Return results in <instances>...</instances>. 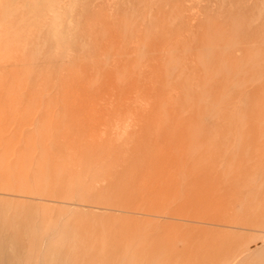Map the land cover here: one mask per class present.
I'll list each match as a JSON object with an SVG mask.
<instances>
[{
	"label": "rangeland",
	"instance_id": "rangeland-1",
	"mask_svg": "<svg viewBox=\"0 0 264 264\" xmlns=\"http://www.w3.org/2000/svg\"><path fill=\"white\" fill-rule=\"evenodd\" d=\"M249 58L264 0H0V264H264Z\"/></svg>",
	"mask_w": 264,
	"mask_h": 264
},
{
	"label": "bare ground",
	"instance_id": "bare-ground-1",
	"mask_svg": "<svg viewBox=\"0 0 264 264\" xmlns=\"http://www.w3.org/2000/svg\"><path fill=\"white\" fill-rule=\"evenodd\" d=\"M261 51L262 50H257L256 51V53L258 54V55H261ZM247 61H249V62H251L249 65H250V67L249 68H257V69H259V70H264V62H259V61H257L256 60V58H249ZM224 66V65H223ZM227 65H225V67H226ZM230 66V65H229ZM231 67H233L232 65H231ZM234 68H235V65H234ZM234 68H233V70L231 71V70H229V72L228 73H232L231 75L233 76V77H236L237 76V72L238 71H240L238 68H237V70H234ZM228 70V69H227ZM248 70V69H247ZM246 70V71H247ZM229 76V75H228ZM231 76V77H232ZM249 91H252V90H248V91H241V92H237V94H240V95H247L248 93H249ZM254 91V90H253ZM146 96L145 97H139V101L141 102V103H143V104H145L144 103V101H143V99H145L147 96H149L150 97V95H148V93L147 94H145ZM150 104H149V106H154L155 104L157 105L158 104V100L156 99V98H153V96H151L150 98ZM154 101H156V102H154ZM149 106H147L145 109L143 108V110L145 111V110H147L148 108H149ZM179 112V109H177V110H175V109H170V112H169V114H168V116H170V117H174V116H176L177 115V113ZM165 119L166 118H164L162 121H161V123L163 122V121H165ZM168 120H170L171 121V118H168ZM172 129H174V128H172ZM176 129V128H175ZM174 129V130H175ZM157 166V165H156ZM190 195V194H189ZM37 196V195H36ZM38 197L40 198V196L38 195ZM37 197V198H38ZM163 219H165V218H163ZM151 221V220H150ZM152 222H154L153 220H152ZM152 222H149L150 223V225L153 227L154 226V224H152ZM260 222H261V220L258 218V219H256L254 222L252 221L251 223L250 222H248V223H241V224H238V225H236L237 223L236 222H234V220H230V219H227L224 223H223V225H225V226H228V227H232V228H237V229H239V230H249V231H253V232H257V234L259 235H261V234H264V230L263 229H260L259 228V224H260ZM161 224V223H160ZM156 225V224H155ZM158 225V224H157ZM150 227V226H149ZM257 235V236H258ZM264 238V237H263ZM260 239H262V238H260ZM254 240V239H253ZM264 241V239H262V242ZM252 243V242H251ZM250 244V243H249ZM263 244V243H262ZM261 245L257 242V244L256 245H253L252 247H246V248H244V252H247L248 254L249 253H251V252H253L254 250H256L258 247H260ZM263 246V245H262ZM255 253H257V252H255Z\"/></svg>",
	"mask_w": 264,
	"mask_h": 264
}]
</instances>
